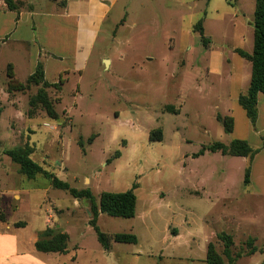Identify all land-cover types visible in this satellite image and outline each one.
I'll use <instances>...</instances> for the list:
<instances>
[{"label":"rangeland","instance_id":"rangeland-1","mask_svg":"<svg viewBox=\"0 0 264 264\" xmlns=\"http://www.w3.org/2000/svg\"><path fill=\"white\" fill-rule=\"evenodd\" d=\"M228 1L214 0L215 6L204 5L197 13L167 6L164 0H136L130 5L126 0L129 6L116 9L104 25L83 77L71 76L61 91L48 89L59 121L41 108L29 116V100L37 87L8 93L5 56L0 54V184L8 183V190L17 187L22 196L15 201L8 193L20 207L10 216L39 227L45 223L49 199L66 195L73 202L63 190L46 192L43 175L29 180L20 174L19 165L6 155L29 144L35 162L73 188L90 189L96 203L104 192L121 193L136 186V217L102 214L101 231L142 234L151 227L162 239L168 225L185 231L182 224L187 221L195 234L232 235V256L241 255L237 264L250 259L260 264L263 253L251 258L247 252L252 239L264 250V198L254 196V189L245 184L247 159L207 150L235 139L252 145L253 126L238 102L250 86L252 64L239 51H253L255 6L252 3L246 18L235 24L220 22L231 11ZM203 18L201 35L195 25ZM26 76L18 69L22 84ZM219 117L234 119L232 133L225 131ZM159 132L162 140L156 138ZM259 167L264 170V158ZM80 201L84 211H76L64 227L71 234L70 244H99L88 226L85 207L91 202ZM252 215L254 219L245 220ZM54 221L64 222L58 215ZM250 224L257 234L245 231ZM213 242L223 255V243L217 236ZM177 263L191 264L158 255L137 262Z\"/></svg>","mask_w":264,"mask_h":264},{"label":"crops","instance_id":"crops-1","mask_svg":"<svg viewBox=\"0 0 264 264\" xmlns=\"http://www.w3.org/2000/svg\"><path fill=\"white\" fill-rule=\"evenodd\" d=\"M15 1L23 2V5L19 10L12 11L8 9L5 0H0V54L5 56L6 67L11 64L16 76L18 69L23 68L27 73V78L34 72L38 63H42L46 80L50 83L63 80L62 89L71 76L77 75L80 79L83 77L87 62L111 14L116 9L125 7L127 3L130 5L136 2V0H127V3L126 0ZM164 3L170 7L197 13L202 12L204 5L209 9L216 4L214 0H164ZM252 3L255 6L256 0L228 1L226 7L230 8V13L222 17L221 21L218 20L220 22L228 20L235 24L242 18H246V11L251 9ZM200 21H204V18ZM257 108L258 118L254 126L251 123L253 129L249 140L254 147L260 148V152L252 164L250 187L254 189V196L264 198V170L259 167V161L264 158V94H259ZM38 176L32 180H37ZM47 182L46 192H49V189L54 187L48 179ZM7 184H0V264H137L141 257H154L155 255L162 260L170 258L178 262L185 260L191 264H207L208 245L218 235L217 232H211L208 236L199 233L196 235L189 230L190 224L185 221L182 224L187 228L185 231L177 226L172 227L173 224H170L162 239H159L157 231L151 227L146 228L142 234L130 230L129 233L138 237V243L113 242L109 251L105 250L100 242L96 245L80 243L71 245V234L64 227L70 225L69 218L75 217L78 213L76 211H84L80 199L73 197L72 203L65 197L66 195L55 198V202L49 199L50 208L45 210L44 225L33 227L29 222L10 216L19 212L20 207L15 201H21L22 196L17 187L8 190ZM8 193L12 194L15 201L10 200ZM85 208H88L90 213L89 226L92 218L91 208L89 206ZM39 210L41 208L35 210L37 219ZM55 215H58L59 219L64 222L54 221ZM253 216L246 217L245 220H252ZM238 225L241 229L240 222ZM48 227L68 235L69 240L65 253L37 250L36 243L40 234ZM245 231L249 235L257 234L251 224ZM84 234L81 232L80 236L83 237ZM257 242L255 246L258 251L256 253H261ZM255 254L251 255V258ZM240 259L233 264H237ZM247 264H251V259Z\"/></svg>","mask_w":264,"mask_h":264},{"label":"trees","instance_id":"trees-1","mask_svg":"<svg viewBox=\"0 0 264 264\" xmlns=\"http://www.w3.org/2000/svg\"><path fill=\"white\" fill-rule=\"evenodd\" d=\"M231 1V0H229ZM9 10L16 11L21 8L23 2L15 0H5ZM203 21H199L195 25V30L204 34ZM254 47L252 53L239 51L241 57L247 59L252 64L250 86L244 94H240L238 102L246 112L250 122L255 125L258 118V96L264 94V0H256L254 11ZM206 42L205 37H203ZM8 78V93L14 91H24L32 87H37V92L31 96L29 100L30 110L29 116L36 115V110L41 108L48 118L59 121V114L55 109L56 102L50 97L48 89L56 88L62 90L63 80L58 83H50L45 78L44 67L42 63H38L34 72L28 76L26 84H22L16 77L14 68L11 64L6 67ZM223 122L224 129L227 133H232L235 128V121L232 117H219ZM157 134V133H155ZM159 140H162V135L159 132ZM264 141V138H263ZM211 152H221L223 155L233 157H243L247 159V168L245 171V184L251 183L252 164L255 157L260 152V148L250 145L246 140L235 139L230 145L217 142L211 145L208 149ZM206 150L203 149L200 154ZM34 148L26 144L24 147L15 148L6 151V155L17 165H19L20 173L26 176L29 180L36 179L38 175H43L51 182V185L56 189L67 191L72 197L77 199H87L91 202L90 212L92 218L90 225L96 231L98 241L107 251L111 249L112 243L120 244H137L138 237L133 233H117L109 235L101 231L98 226V218L100 214H107L111 217L132 219L136 216L137 195L134 186L132 189L121 193L104 192L101 194L100 201L97 204L94 201L93 194L90 189H77L70 186L69 183L60 180L54 173L47 172L40 164L32 159ZM117 153L116 156H119ZM219 241L223 243V255L228 259L225 262L223 255H221L214 242H210L207 251V264H233L237 258L232 256V248L234 247L233 236L222 232L217 235ZM69 237L55 228L48 227L40 234V238L36 243V248L40 252H55L65 253L68 246ZM255 239L249 241L247 255H254L258 248L254 245ZM264 253V250H261ZM261 264H264V260Z\"/></svg>","mask_w":264,"mask_h":264},{"label":"water","instance_id":"water-1","mask_svg":"<svg viewBox=\"0 0 264 264\" xmlns=\"http://www.w3.org/2000/svg\"><path fill=\"white\" fill-rule=\"evenodd\" d=\"M105 62H106V63H109V61H108V60H105Z\"/></svg>","mask_w":264,"mask_h":264},{"label":"built area","instance_id":"built-area-1","mask_svg":"<svg viewBox=\"0 0 264 264\" xmlns=\"http://www.w3.org/2000/svg\"><path fill=\"white\" fill-rule=\"evenodd\" d=\"M49 124H46V126H48Z\"/></svg>","mask_w":264,"mask_h":264}]
</instances>
